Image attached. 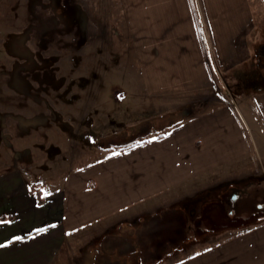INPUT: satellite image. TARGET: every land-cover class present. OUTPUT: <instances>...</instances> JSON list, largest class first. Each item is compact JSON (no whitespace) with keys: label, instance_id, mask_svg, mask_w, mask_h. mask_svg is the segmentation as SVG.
Instances as JSON below:
<instances>
[{"label":"crops","instance_id":"1","mask_svg":"<svg viewBox=\"0 0 264 264\" xmlns=\"http://www.w3.org/2000/svg\"><path fill=\"white\" fill-rule=\"evenodd\" d=\"M119 1L144 97L157 109L176 114V104L225 77L228 96L219 91L208 108L183 113L158 134L152 126L127 149L91 142L69 169L37 184L14 167L11 145L3 144L0 264H90L95 244L122 237L121 228L134 219L175 209L208 187L264 167V56L258 55L264 42H257L252 0ZM244 120L261 138L257 166ZM169 264H264V215Z\"/></svg>","mask_w":264,"mask_h":264},{"label":"rangeland","instance_id":"2","mask_svg":"<svg viewBox=\"0 0 264 264\" xmlns=\"http://www.w3.org/2000/svg\"><path fill=\"white\" fill-rule=\"evenodd\" d=\"M252 5L257 42L263 43L264 0ZM123 14L119 0H0V155L3 144L11 145L14 167L28 172L32 183L69 169L76 154L91 150V142L102 147L128 142L148 118L153 119L143 123L146 129L151 125L158 134L183 113L197 114L219 91H228L231 82L225 77L180 108L176 104V114L157 109L144 97ZM244 121L257 166L261 138L254 124ZM244 176L208 187L175 209L134 219V236L107 235L95 244L90 264H169L220 241L228 231L253 225L264 215L257 210L264 205V167ZM239 185L250 193L248 204L245 194L232 200Z\"/></svg>","mask_w":264,"mask_h":264},{"label":"trees","instance_id":"3","mask_svg":"<svg viewBox=\"0 0 264 264\" xmlns=\"http://www.w3.org/2000/svg\"><path fill=\"white\" fill-rule=\"evenodd\" d=\"M258 55L260 57L264 56V44H261L259 46ZM258 65L261 66L262 64L259 63ZM143 123L145 124L146 122H143ZM143 123L140 125L141 128L139 130V134L135 138H141V137L143 138V136L148 135L150 133L152 126L149 125L146 129V127ZM143 131H145V132L143 133ZM135 138L128 141V142H125V143L116 144L115 142H110L108 147H102V146H99V147L102 149H111V147H119L121 149H127V148L133 146L134 144L138 143V141H135L136 140ZM35 188H36V186L32 185V190H35ZM134 226L136 227V224H134ZM134 226H126L124 228H121L120 232H121L122 237H120V238H132L134 236L133 234L135 233V232H133V229H132V227L135 229Z\"/></svg>","mask_w":264,"mask_h":264},{"label":"flooded vegetation","instance_id":"4","mask_svg":"<svg viewBox=\"0 0 264 264\" xmlns=\"http://www.w3.org/2000/svg\"><path fill=\"white\" fill-rule=\"evenodd\" d=\"M245 194V204L249 203L251 200V197L249 196L250 193L247 191L246 186L245 185H239L236 188L233 189V192L231 194L232 196V200H236L237 198L240 197V195ZM219 199H223L221 196H219ZM222 202V201H221ZM263 204H259V206L257 207V210H260L262 212V214L264 213V209H263Z\"/></svg>","mask_w":264,"mask_h":264},{"label":"snow or ice","instance_id":"5","mask_svg":"<svg viewBox=\"0 0 264 264\" xmlns=\"http://www.w3.org/2000/svg\"><path fill=\"white\" fill-rule=\"evenodd\" d=\"M38 231H42V230H38ZM16 239H20L19 237H16ZM0 247H3V245H0Z\"/></svg>","mask_w":264,"mask_h":264}]
</instances>
